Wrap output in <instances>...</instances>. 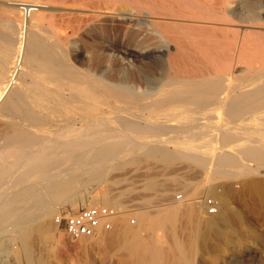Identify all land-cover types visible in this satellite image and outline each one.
I'll list each match as a JSON object with an SVG mask.
<instances>
[{
	"label": "bare ground",
	"instance_id": "obj_1",
	"mask_svg": "<svg viewBox=\"0 0 264 264\" xmlns=\"http://www.w3.org/2000/svg\"><path fill=\"white\" fill-rule=\"evenodd\" d=\"M172 1L38 0L34 5L7 1L11 11L18 12L10 13L14 19L4 15L0 3V234H7L14 242L12 252L21 253L27 264H40L33 256V240L49 236L45 218L54 205L70 203L74 192L101 181L124 151L140 148L147 159L203 165L197 150L171 151L166 144L207 138L212 105H225L232 120L244 115L253 120L261 113L264 66L244 69L245 89L223 95L228 89V62L240 58L250 45L261 53L264 43L250 42L261 34L235 31L231 39L218 42L204 29L173 23L181 12L171 5L184 1ZM225 2L233 8L226 11L228 17L241 28L264 26L259 14L264 5L259 7L258 0ZM21 6L31 7L25 20ZM124 10L145 14L147 20L118 21ZM261 127L247 133L257 145L238 151L257 164L264 163ZM236 137L230 129L220 133L222 146L214 162L219 175L224 168L240 167L228 145ZM242 171L249 173L248 168ZM189 188L195 200L199 187ZM246 191L264 200V181H249ZM212 197L219 200L215 219L204 217L195 202L170 205L153 214L135 213L134 225L127 213L120 214L113 218L111 230L99 228L94 237L71 241L91 253L118 246L136 264H169V255L172 264H190L179 242L164 247L157 232L174 231L180 218L209 231L239 218L230 209L231 193ZM112 198L103 193L84 206L98 205L101 199L102 205L121 209ZM146 231L148 240L143 236ZM200 237L207 240L206 234Z\"/></svg>",
	"mask_w": 264,
	"mask_h": 264
},
{
	"label": "rangeland",
	"instance_id": "obj_2",
	"mask_svg": "<svg viewBox=\"0 0 264 264\" xmlns=\"http://www.w3.org/2000/svg\"><path fill=\"white\" fill-rule=\"evenodd\" d=\"M7 1L25 2L27 5H34L38 0H1L0 3L4 7L0 8L4 15L14 19V15H17L18 12L15 8H13L14 11H11L13 6L7 5ZM183 1L184 3H173L171 5L173 9L181 12L179 16L173 18L175 21L173 23L179 22L192 28L204 29L214 36L218 42H226L231 39L235 31L238 33L244 30L246 32L256 31L261 34V37L254 35L250 38V42L253 44L264 43V26L261 27L262 29L241 28L242 25L228 17L226 11L233 8H230L225 0ZM215 1L216 4H214ZM234 1L238 3L241 0ZM258 1L259 7L264 5V0ZM168 2L173 1L168 0ZM199 2L203 3V5L198 6L196 3ZM1 10L0 12L2 13ZM260 11L261 9L259 10L260 16H264V10ZM10 13L14 15L12 16ZM22 17L24 20L27 18V16L24 17L23 15ZM138 19L147 20L145 14L140 16L131 15L124 10L120 14L118 21L133 23ZM249 47V51L242 54L240 58L234 57V60L232 59L228 62L229 71L226 74V77L229 78L226 81L228 89L225 92L226 94H223L224 97L239 94L245 89L241 88L243 86L244 69L264 66V53H262L264 49L260 50L261 53H259L255 50L254 45ZM211 74L222 75L223 73L213 72ZM211 108L210 123H208L210 127L208 130L210 131L207 138L201 141L190 140L191 143L189 141H179L166 144L171 151L193 152L197 150L200 153L199 156L204 160L203 165L183 160L164 163L157 159H147L143 156L140 148H135L136 150L133 149L134 151H124L109 164L101 181L99 180L98 183H92L86 188L74 192L70 198V203L54 205L51 214L45 218L50 224L49 236L43 240L36 236L34 237V258L39 259L40 264H136L135 260L118 246H112L113 248L110 246V248L108 247L110 250L105 248L103 251L95 253L85 252L79 248L77 242L73 244L74 242L67 237L64 231L56 227L54 219L60 208L75 210L73 205H78L79 208L91 201L96 202V198L103 193L110 194L111 198L113 197V202L117 201L121 209L125 210L123 214H128L127 219L130 222V219L136 218L134 216L135 213L147 211L149 214H153L157 210L170 205L182 206L195 202L194 204H197L196 209L198 210V208L201 209L198 207V203L203 198L212 197V195L220 198L223 193L228 192L232 195L231 212L239 215V218L230 220L231 223L222 225L218 231H209L195 227L186 218H180L175 225L174 231H158L157 236L162 237L164 247L172 246L175 240L179 242L184 248L190 264H264V200L246 191L249 181H264V163L257 164L254 161L243 158L238 153L242 147L257 145L253 142L254 136L247 133L251 132L253 128L256 129V126L254 127L255 124L258 127L257 129H260L261 124V128H264V106L260 110L261 113L253 120L246 119L248 115L233 118L232 120L231 117L226 115L225 105L223 107L222 105H212ZM240 121H243L244 125L240 124ZM250 121L251 123H249ZM221 126L222 130L230 129L233 134L237 135L228 145L231 148V154L239 158L240 167L224 168L223 174L219 175L215 172L216 166L214 162L222 146L220 138ZM233 129H239L240 131H234ZM244 130L246 131L244 132ZM203 141L207 142L203 143ZM115 166L118 167L115 168ZM242 168H248L249 173L243 174ZM149 184H152L153 187L148 188ZM191 185L199 187L200 192L198 191L195 200V197H191L192 194L189 188ZM187 188H189V191ZM178 194L182 196V202L174 200V197ZM98 202V205H102L101 199ZM202 214L204 217L215 219V216H207L203 211ZM201 217L204 219L203 216ZM202 234L207 235V240L203 241L201 239L200 236ZM143 236L148 240L150 232H144ZM36 239L37 242H35ZM207 244L209 246H206ZM13 245L14 242L8 238L7 234H0V264H27L21 253L14 254L12 252L16 251L13 249ZM202 247L203 249H201ZM169 257H171V261ZM172 258V255L168 256L167 261L169 264H172Z\"/></svg>",
	"mask_w": 264,
	"mask_h": 264
},
{
	"label": "built area",
	"instance_id": "obj_3",
	"mask_svg": "<svg viewBox=\"0 0 264 264\" xmlns=\"http://www.w3.org/2000/svg\"><path fill=\"white\" fill-rule=\"evenodd\" d=\"M23 16H28L31 8L21 7ZM175 201H181L180 194L174 197ZM203 213L207 216H214L219 211V200L215 197H205L199 202ZM125 210L104 205L81 206L72 210L60 208L57 211L54 222L57 229H61L70 240L91 238L98 234L99 228L102 231H109L113 227V218L123 214ZM135 219H130V224H135Z\"/></svg>",
	"mask_w": 264,
	"mask_h": 264
}]
</instances>
